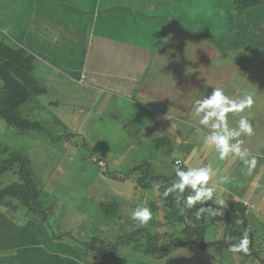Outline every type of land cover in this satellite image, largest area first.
I'll use <instances>...</instances> for the list:
<instances>
[{"label":"rangeland","instance_id":"1","mask_svg":"<svg viewBox=\"0 0 264 264\" xmlns=\"http://www.w3.org/2000/svg\"><path fill=\"white\" fill-rule=\"evenodd\" d=\"M209 47L214 51L212 59L193 72L198 75L200 85L212 79L214 88L223 89L230 99L242 98L245 92L253 96L254 103L250 109H245L244 113H228V123L230 125V121L235 119L231 126L235 127L238 117L247 114L254 134L246 136L243 147L253 150L255 157H264V55L255 52L239 55L242 67H237L232 61H224L212 45L209 44ZM206 70L207 73L203 74ZM54 96L50 94L38 100L31 99L20 108L22 116L39 122L48 134L21 133L0 119V145L21 152L30 161L34 178L42 192L40 202L44 209L49 210L46 223H40L38 216L8 211L0 206V232L7 228L13 234H23L20 239L16 235L13 240L2 238L5 242L3 246H10L9 251L23 247H42L43 234L44 246L49 245L46 233L50 237V230L47 228L45 231L44 226L53 228L51 230L56 235L68 234L60 241L52 240L59 245L56 249L63 253H68L64 249H72L73 246L80 249L79 243L89 241L92 237L97 236L100 240L111 243L118 235H125L138 228H143L154 236L167 233L176 237L181 226L169 224L171 219L166 218L165 212L168 196H163L165 189L176 179L173 169L176 166L181 169L210 166L214 175L209 185L216 189V195L225 202L223 205L228 204L229 197L246 203L249 228L255 235V257L247 258L239 253L216 249H177L161 259L143 257L141 249L145 247V238L139 237L132 244L119 247V258L128 262L118 264H134L131 262L144 259L152 264H263L264 162L262 165L261 159L256 158V166L250 174H246L247 166L234 155L230 154L225 160H220L214 148L204 142V136L210 129L201 126L193 116L190 118L194 120V126L190 124V118L187 120L188 126H182V119L178 117L168 119L163 124V129H178V138L157 133L161 129L158 125L150 127L149 132L133 134L129 127L130 120L134 118L133 110L128 107L122 109L123 103L129 106L127 102L119 99L116 108H111V102L106 104L103 103L104 100H100L94 109V102L89 106L82 102V117L77 122L74 114L79 109H74L75 106L62 109L61 105L57 110L48 111L47 101ZM59 97L70 98L69 94ZM119 114L123 116L122 119L118 118ZM55 115L58 118H54ZM175 138L186 141L181 143ZM202 153L208 158L205 164L200 161L203 160L200 157ZM178 156L183 163L176 159ZM177 161H181L179 165ZM144 162L151 164V178L165 177L169 181L157 182L149 189H138L137 182L143 176L145 168L133 175H129V171ZM186 164L190 168L183 166ZM225 177L226 183L218 182ZM14 182H18L15 172L0 175V188ZM188 194L186 189L183 197ZM169 196L176 198L177 193ZM107 198H115L121 203L123 211L120 220L106 215L99 208L98 203ZM138 206L148 207L152 212V219L144 227H139L131 219L133 210ZM220 212L222 215L205 216L210 224L206 241H217L224 233L223 212ZM74 240L78 242H73ZM87 263L99 264L95 260Z\"/></svg>","mask_w":264,"mask_h":264},{"label":"crops","instance_id":"2","mask_svg":"<svg viewBox=\"0 0 264 264\" xmlns=\"http://www.w3.org/2000/svg\"><path fill=\"white\" fill-rule=\"evenodd\" d=\"M262 6L264 0H0V45L23 50L33 59L32 77L45 94L32 100L54 94L47 101L48 111L75 106L79 111L74 119L79 122L80 103L94 102V109L104 100L116 108L120 99L129 104L123 103V110H133L129 125L133 134L158 125L157 133L178 138V129L166 130L163 124L178 117L182 126H188L195 102L214 89V80L200 85L193 72L211 60L214 52L201 35L227 34L234 29L236 10L250 9L256 15ZM220 57L242 67L235 54ZM68 94L71 99L59 97ZM190 124L194 126L193 119ZM239 139L245 142L246 136ZM200 157L205 164L208 158L204 153ZM256 158L263 165L264 157ZM176 159L182 161L179 156ZM47 234V246L43 234L42 247L9 251L2 238L13 240L16 234L4 228L0 264H84L70 255L71 249H64L68 253L56 249L58 243ZM123 261L128 262L120 258L117 264Z\"/></svg>","mask_w":264,"mask_h":264},{"label":"trees","instance_id":"3","mask_svg":"<svg viewBox=\"0 0 264 264\" xmlns=\"http://www.w3.org/2000/svg\"><path fill=\"white\" fill-rule=\"evenodd\" d=\"M256 10V15L252 13L254 10H236L232 16L234 29L231 32L216 36L201 35V38L213 45L223 57H227L230 53L239 56L250 52L264 55V6ZM32 69L33 59L25 51H15L3 44L0 45V119L7 126L21 133L48 134L39 122L22 116L20 112L21 106L32 98L45 94L44 88L32 77ZM149 165L151 166L144 162L129 171V175H133L145 168L143 176L137 182L140 190L149 189L151 185L160 181H169L165 177L151 178ZM12 171L17 175L18 182L0 188V206L8 211L25 212L38 216L40 223H46L49 210L44 209L40 202L42 192L34 178L30 161L21 152L0 145V175ZM174 178H176L175 175ZM182 200L183 198L178 201L173 196H168L165 209L166 218L171 219L169 224L181 226V231L176 237L167 233L154 236L149 231L138 228L125 235H118L111 243L104 242L97 236L92 237L89 241L79 243L80 249L73 246L71 254L84 264L93 260L99 264H117L116 262L120 259L119 247L132 244L139 237L145 238V247L141 249L143 257L161 259L177 249L229 251L230 246L239 243V240L247 233L249 252L239 254L247 258L255 257V235L249 228L248 208L243 202L229 197L226 205H212L211 201L204 205V207H219L223 212L222 220L225 228L221 239L206 241V232L210 226L205 220L206 214L199 219L195 216L196 209L203 205L197 204L191 210L186 209L183 214H180L179 210L183 206ZM98 206L106 215L115 216L117 220H120L123 209L121 203L115 198L103 199ZM43 228L45 231L47 228L50 230L51 241H60L62 237L68 236L67 233L56 235L50 226ZM71 239L73 240L72 237ZM73 242H78V240ZM147 262L144 259L131 263L147 264Z\"/></svg>","mask_w":264,"mask_h":264},{"label":"clouds","instance_id":"4","mask_svg":"<svg viewBox=\"0 0 264 264\" xmlns=\"http://www.w3.org/2000/svg\"><path fill=\"white\" fill-rule=\"evenodd\" d=\"M254 103L253 96L245 92L242 98L230 99L223 91L217 87L210 95L198 99L193 108L192 116L198 119L199 124L207 129L209 133L204 136V142L214 148L218 153L220 160H225L229 155L238 157L244 165L247 166V173L250 174L255 168L257 160L251 156L249 149L243 147L244 140L239 139L242 136H252L254 134L252 124L247 114L242 115L236 122L235 127H230L228 123V113H244L245 109H250ZM234 141V142H233ZM179 165V161H177ZM174 182L165 189L163 196L167 197L172 193H177L176 199L181 200L185 190L189 191L186 197H183V206L180 208V214L191 210L195 205H203L196 209L195 216L199 219L202 215L216 216L221 214L219 207H204L211 201L212 205H223L225 202L216 195V189L209 186L214 172L210 166L190 168L183 170L178 166L174 167ZM219 183H226L227 178H221ZM158 187V186H157ZM131 219L138 223L139 227H144L152 219V212L148 207H137L131 214ZM249 239L247 233L239 240V243L230 246L232 253L248 254Z\"/></svg>","mask_w":264,"mask_h":264}]
</instances>
